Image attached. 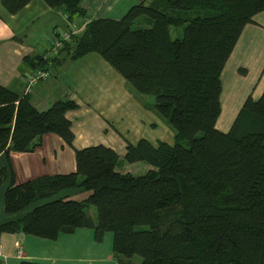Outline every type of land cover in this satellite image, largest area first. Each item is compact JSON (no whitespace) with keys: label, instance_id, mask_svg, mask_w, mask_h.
I'll return each mask as SVG.
<instances>
[{"label":"trees","instance_id":"trees-1","mask_svg":"<svg viewBox=\"0 0 264 264\" xmlns=\"http://www.w3.org/2000/svg\"><path fill=\"white\" fill-rule=\"evenodd\" d=\"M41 1L68 20L86 15L82 0ZM0 2L14 15L30 0ZM263 11L264 0H138L119 20H90L57 55L25 57L27 71L53 72L61 54L71 62L99 55L173 142H126L121 157L104 145L75 149L65 116L78 108L74 101L39 111L27 95L0 86V156L32 152L55 134L74 150L76 165L21 184L0 165V186L10 179L0 234L55 241L88 229L101 242L111 232L120 264H133V256L140 264H264V90L244 100L228 132L216 129L222 70L244 26ZM139 162L152 168L121 172ZM69 190L89 194L78 201Z\"/></svg>","mask_w":264,"mask_h":264},{"label":"crops","instance_id":"crops-1","mask_svg":"<svg viewBox=\"0 0 264 264\" xmlns=\"http://www.w3.org/2000/svg\"><path fill=\"white\" fill-rule=\"evenodd\" d=\"M137 3L138 0H82L80 7L86 11V15L68 20L63 13L47 7L41 0H30L14 15H10L0 2V86L20 96L27 95L39 111L46 110L58 100L74 101L78 108L68 111L65 116L71 122L75 149L104 145L121 157L126 142L135 144L140 139H146L151 144L158 141L172 144V132L155 114L143 107L145 99H136L123 78L95 53H89L73 62L68 60L67 54H61L53 69L57 80L40 82L29 92L25 90L23 82L22 73H26L29 68L23 62L24 58L39 55L36 54L39 45L36 49L26 42L31 36L26 33L31 27L43 22L42 18L48 20L42 41H48L49 47L56 23L64 24L65 28L74 24L81 31L90 20H119L129 7ZM50 31L52 37L49 36ZM65 67H68V72L63 76ZM221 87V114L216 129L226 133L244 100L249 95L257 99L264 90V11L257 13L253 21L242 29L222 70ZM0 165L11 167L16 184L40 176L68 174L76 170L74 150L55 134L43 135L40 146L32 152L10 153L8 160L0 156ZM129 166L122 165L121 172L131 173ZM9 181L7 177L0 186V222L6 218L4 192ZM65 194L79 201L85 199L88 193L69 190ZM89 215L93 217L92 213ZM91 232L78 229L67 235L69 239H60V235L52 241L51 247H47L43 239L2 233L0 264H17L21 260H45L50 264L94 261L96 257H102V254H99V243L94 240ZM59 240L70 242L62 249L53 245ZM76 241H82L81 248ZM19 247L22 249V257L16 254ZM45 248L50 249L47 252L39 250ZM113 258V252L111 255L107 253L105 264H114Z\"/></svg>","mask_w":264,"mask_h":264},{"label":"rangeland","instance_id":"rangeland-1","mask_svg":"<svg viewBox=\"0 0 264 264\" xmlns=\"http://www.w3.org/2000/svg\"><path fill=\"white\" fill-rule=\"evenodd\" d=\"M130 8V7H129ZM128 8V9H129ZM4 15H6V14H4ZM42 21L43 22H40L39 24H37V25H35V26H33V27H31L30 29H28L27 30V33L26 34H30L31 36L29 37V41H26V42H28L30 45H32L34 48H36L37 47V45H39L37 48H39L38 49V51H36L37 53L36 54H40V53H44V51L45 50H47L49 47L47 46V44H48V41H46V42H43L42 41V39H43V35H45L46 33H45V24L46 23H48V20H46V18H42ZM59 21V20H58ZM46 26H47V24H46ZM65 27H64V24H61V23H56L55 25H54V27H53V30L55 29V30H63ZM52 30V31H53ZM52 31H50V34H49V36H51V34H52ZM54 33V32H53ZM172 34H174V33H172ZM180 34H181V32H180ZM179 34V35H180ZM52 37V36H51ZM173 38H174V35L172 36ZM21 38H24V36H22ZM34 39H36L37 40V42H31V41H33ZM42 41V42H41ZM41 42V43H40ZM36 48V49H37ZM39 50H41V51H39ZM68 67H65L64 68V70H63V76H65V72L67 73L68 72V69H67ZM57 72V71H56ZM55 74V73H54ZM53 74V72H52V74H51V77L49 78V79H47V80H49V81H55V80H57L56 79V76ZM63 76H62V78H63ZM47 80H45V81H47ZM44 82V81H43ZM129 89V88H128ZM129 91H131L130 89H129ZM132 93V95L136 98V99H140L141 97H138V96H135L134 95V93L133 92H131ZM142 97H145V98H147V99H149L152 103H153V101H154V98L153 97H151V96H142ZM142 99V98H141ZM131 166H129L130 168H129V170H130V172H131V174H133V175H142V174H144L148 169H151L152 167L151 166H149L148 164H145V163H135V165H132V164H130ZM138 169V170H137ZM89 194V193H88ZM88 194H87V196H88ZM86 196V197H87ZM90 213H92V218L95 220L96 219V213H95V210H94V208L93 207H90V211H89V214ZM145 228V226H139V227H137V229H144ZM90 232H91V230H89ZM91 234H92V232H91ZM38 239H40V238H38ZM60 239H69L68 238V236L67 235H61V237H60ZM69 240H65V241H63V240H59L56 244H53V245H56V247L57 248H59V247H62V249L63 248H65V246L67 245V244H69ZM45 245L47 246V247H51V244H52V241H48V240H45ZM99 243V245H97V246H99L100 247V249H101V251H99V254H102V257H96V259L94 260V261H84V262H81V261H76V264H105V261H106V254L108 253V254H112V233L111 232H107V233H105L104 234V236H103V239H102V241L101 242H98ZM26 244H28V243H26ZM76 244H78V245H80V248H81V246H82V241H81V243L80 242H78V241H76ZM24 247H25V250H27V246L26 245H24ZM54 247V246H53ZM49 249L50 248H45V249H39L40 251H45V252H47V251H49ZM79 249V248H78ZM114 255V254H113ZM101 256V255H100ZM121 258V260H126V258H124V257H120ZM103 260V261H102ZM130 262H132L133 264H140L141 263V258L139 257V256H133V257H131L130 259ZM36 262V261H35ZM37 262H41V263H43V264H50V262L49 261H45V260H38ZM113 263L114 264H120V261H118V257H115V255H114V258H113ZM56 264H59V263H56Z\"/></svg>","mask_w":264,"mask_h":264},{"label":"built area","instance_id":"built-area-1","mask_svg":"<svg viewBox=\"0 0 264 264\" xmlns=\"http://www.w3.org/2000/svg\"><path fill=\"white\" fill-rule=\"evenodd\" d=\"M80 33V29L76 27L74 24L69 25L67 28L63 30H55L54 31V38L52 44L48 50L46 56L52 57L58 54L59 48H61L62 44L65 42L70 41L73 35ZM51 71H44V70H34V71H26L23 74V82L25 84V90L27 92L30 91L32 87L37 85L38 83L45 81L51 77ZM18 257H22V249L19 247L17 248L16 252Z\"/></svg>","mask_w":264,"mask_h":264}]
</instances>
